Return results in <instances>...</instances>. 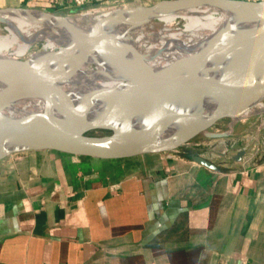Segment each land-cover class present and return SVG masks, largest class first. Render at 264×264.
Masks as SVG:
<instances>
[{
    "label": "crops",
    "instance_id": "crops-1",
    "mask_svg": "<svg viewBox=\"0 0 264 264\" xmlns=\"http://www.w3.org/2000/svg\"><path fill=\"white\" fill-rule=\"evenodd\" d=\"M130 1L141 0L85 7ZM7 8L67 6L0 0ZM188 145L130 158L50 150L0 160V264H264V155L216 162Z\"/></svg>",
    "mask_w": 264,
    "mask_h": 264
},
{
    "label": "water",
    "instance_id": "water-1",
    "mask_svg": "<svg viewBox=\"0 0 264 264\" xmlns=\"http://www.w3.org/2000/svg\"><path fill=\"white\" fill-rule=\"evenodd\" d=\"M202 7L209 9H238L241 17L233 24L209 37L202 44L192 75L182 80L169 69L162 70L144 61L129 58L125 51L129 40L128 28L144 17H159L175 9ZM45 11L7 8L0 9V23L14 15L40 16ZM52 17L70 19L45 12ZM77 46H92L110 55L129 59L140 70L139 76L116 88H85L80 98L85 102L78 120L35 117L27 122L48 121L46 126L28 130L18 126L0 106V160L24 152L57 150L76 153L83 146L107 158H130L146 154H163L179 150L194 139L205 134L211 138L223 135L209 131L223 120L233 121L240 113L264 98V1L246 0H162L137 9L121 25L114 38L104 36L98 30H83L70 34L61 46L48 52H35L14 62L0 77V94L9 92L11 86L24 75L26 69L37 65L43 83L62 89L69 80H51L47 64L52 60H66L65 52ZM222 47L232 48L233 56L228 64L229 84L219 88L208 77L209 62ZM152 92L164 93L178 101L192 103L203 108V113L194 117H181L159 109L128 108ZM153 120L157 127L150 142L136 149L116 133L137 123ZM98 131L110 135L98 136ZM85 156L86 154H78ZM246 155L241 150L234 157L241 162ZM190 157L210 170L218 167L198 153Z\"/></svg>",
    "mask_w": 264,
    "mask_h": 264
},
{
    "label": "bare ground",
    "instance_id": "bare-ground-1",
    "mask_svg": "<svg viewBox=\"0 0 264 264\" xmlns=\"http://www.w3.org/2000/svg\"><path fill=\"white\" fill-rule=\"evenodd\" d=\"M139 8L94 11L70 19L52 17L45 12H42L45 16H10L6 32L0 30V77L14 62L26 56L58 49L70 34L94 29L114 38L123 22ZM216 13L220 16L216 17ZM241 15L242 11L238 9L193 7L175 9L155 18L147 16L128 28L129 40L125 51L132 61H144L162 70L169 69L182 80H187L192 75L204 41L233 24ZM178 18L184 21L185 27L181 28ZM37 43H42V48L32 52ZM65 54L66 60H52L47 64V74L51 80H69L70 85L62 89L48 86L41 81L35 64L26 69L8 93L0 94V106L18 126L35 130L49 123L27 122L35 117L78 120L85 106L79 95L85 88L120 87L141 73L129 59L106 54L92 46H77ZM232 56V48L222 47L209 62L208 77L219 88H226L229 84L228 64ZM128 109H159L181 117L198 116L204 111L198 105L178 101L161 92H152ZM262 113L264 98L240 113L233 120L231 129ZM156 127L155 121L148 120L116 134L134 148L141 149L150 142ZM78 152L102 155L88 146L81 147Z\"/></svg>",
    "mask_w": 264,
    "mask_h": 264
},
{
    "label": "rangeland",
    "instance_id": "rangeland-1",
    "mask_svg": "<svg viewBox=\"0 0 264 264\" xmlns=\"http://www.w3.org/2000/svg\"><path fill=\"white\" fill-rule=\"evenodd\" d=\"M162 0H141L130 2H112L109 4H100L95 7H83L77 9L76 12L70 13V9L59 10L54 12L55 14L62 16H77L84 15L86 13H95L105 10L124 8L132 9L137 7H145L153 5ZM121 6V7H120ZM104 8V9H103ZM95 11V12H94ZM216 17L220 14L216 13ZM178 18L177 22L181 26H184V21ZM7 24L0 23V30L5 33ZM42 48V43H37L33 46L32 52L38 51ZM28 57V56H26ZM24 57V58H26ZM233 121L223 120L213 129L209 131L210 134L223 135L220 138H211L203 134L189 143L187 152H192V149H198L199 152L207 155L210 159L219 162L224 157H229L231 154H235L241 150H245L248 155L262 154L264 155V113L251 117L245 122H240L234 130L231 129ZM98 136L110 135L107 131H98L95 133ZM225 153V156L223 155Z\"/></svg>",
    "mask_w": 264,
    "mask_h": 264
},
{
    "label": "built area",
    "instance_id": "built-area-1",
    "mask_svg": "<svg viewBox=\"0 0 264 264\" xmlns=\"http://www.w3.org/2000/svg\"><path fill=\"white\" fill-rule=\"evenodd\" d=\"M249 2H260L264 0H246ZM58 5L61 7L67 6V8H76V9H82L86 4L89 2V0H57Z\"/></svg>",
    "mask_w": 264,
    "mask_h": 264
}]
</instances>
